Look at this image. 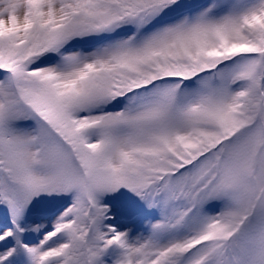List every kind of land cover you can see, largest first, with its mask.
<instances>
[{
	"label": "snow or ice",
	"instance_id": "snow-or-ice-1",
	"mask_svg": "<svg viewBox=\"0 0 264 264\" xmlns=\"http://www.w3.org/2000/svg\"><path fill=\"white\" fill-rule=\"evenodd\" d=\"M0 264H264V0H0Z\"/></svg>",
	"mask_w": 264,
	"mask_h": 264
}]
</instances>
